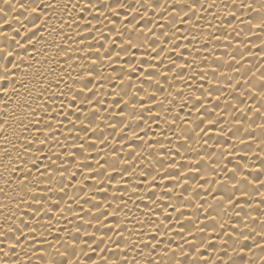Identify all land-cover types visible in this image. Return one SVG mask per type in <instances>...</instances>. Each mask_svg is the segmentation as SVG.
Segmentation results:
<instances>
[{
	"label": "bare ground",
	"instance_id": "bare-ground-1",
	"mask_svg": "<svg viewBox=\"0 0 264 264\" xmlns=\"http://www.w3.org/2000/svg\"><path fill=\"white\" fill-rule=\"evenodd\" d=\"M37 2L41 3L42 7L36 13L31 12V5L28 10L19 7L20 3L28 4L29 0H13L14 6H7V12H0V23L10 21V23H4L2 30L8 31L13 36L16 35V30H19L18 39L24 41L23 47L15 46L19 56L14 53V63L9 65L7 80L4 79L5 73L0 68V121L7 125L6 135L11 141L0 137V147L6 146L11 154L12 162L23 168V172H11V175L20 179L21 183L17 184L16 180H12V187L8 188V195L0 193V210L5 214H10L9 208L4 207L5 204H8L12 211H19L12 201L20 189H23L19 192L20 195L25 193L31 195L30 190L36 183L35 178L39 176V173L33 172L27 185L24 183L23 176L27 172V168L33 166V160L29 158L33 153H36L34 159L41 162L42 157V168L44 165H48L50 168L62 170L59 169V165L67 164L69 160H72V163L68 164V174L64 180L67 184L73 171L81 173L75 177V183L67 191L71 194L79 184L84 183L86 185L83 188V192L86 194L85 198L95 197L85 205V208H91V205L97 201H101L102 209L106 208L107 204L102 202V198L107 196L108 200L112 201L114 200L113 193H115L117 202H113L111 208H108L109 220L113 226L119 224L120 227L125 228V236L128 235L127 229L145 227L147 234L143 239L147 240L150 234L156 232L154 225L150 227L147 225L152 222L158 223L160 220H168V224L162 228L157 239L163 237L166 243H170L171 248H176L177 255H179L180 248L177 246L184 244V241L179 237L184 236L188 240L195 238V243L204 250L208 264H220L217 255L218 253L223 255V252L219 250L221 247H231V244L222 246L221 240H236L240 238V233L252 236V239L247 242L249 245H252L254 240H259L260 237L255 235L253 228L258 225L259 221H264V206L257 207L261 201H264V189L254 188L252 183L243 179V177H247L248 180L255 181L258 176L260 181H264V151H261L264 149V143H258L262 134L258 129L253 130L250 127L251 121L249 120L250 115L254 116V113L249 112V106L258 103V101L248 99L242 91L226 86L221 73H228L229 77L234 74L239 80V73L228 72L227 64L234 63L232 54L238 51L244 52L245 58L242 62L246 67H251V64L260 59L259 46L264 45V34L245 36L241 32L240 36H236L228 24V21L232 20L230 9L224 8L222 5H218L212 10L214 13L212 16L204 13L203 19H199L201 13L197 12V15L187 24L178 23V27L182 31L177 35L188 34L189 40L176 41L181 45L180 50L185 53L184 56H177L175 52L170 55L180 63L186 58L192 66L181 68L180 63L172 64L168 59V49L171 45H161L159 39L156 43L158 46L164 47V52L156 60H153L151 56L144 55L145 49L150 47V44L146 42L143 48L132 50L135 55L125 53L116 60V53L122 51L124 37L114 35V32L116 28H121L122 24L127 21L117 17L119 22L112 26L110 21L106 20L105 23H109V26L113 27V32H108V29L104 28V24H99L98 27L104 29L109 41L115 39L119 43L112 45L114 50L109 59L106 60L104 55L100 54V59L95 66L90 60H84L87 68H96V75L100 73L104 75L101 79H94L90 83L88 95L92 96L93 104L81 105L85 109L84 112H81L72 107L71 101L67 104L61 103L67 99L69 89L65 88L64 83H60V80H64L74 89L75 84L79 83V78L74 84L72 78L76 77L77 73L72 72L71 76L67 75L71 71L70 65H76L80 76H85L86 70L80 69L81 60L76 57L97 54L89 53L85 45H77L71 39L66 40L59 34L63 31L75 36L73 27L65 25L63 29L61 28L63 20L69 18L63 12L59 0H57L55 10L43 6V0H37ZM0 7H6L4 0H0ZM158 11L160 10L158 9ZM217 13L218 15H216ZM149 14L155 15L151 11ZM108 15L111 16V13L109 12ZM127 15L130 19L132 13H127ZM209 22H211V27ZM194 25H199V27ZM33 32L35 35L32 34ZM192 33L195 34V39L191 38L190 34ZM221 33H223L221 38L215 39V36ZM229 33L234 37L230 47L227 46ZM129 34L133 37L137 35L135 32ZM92 35H99V33L93 32ZM26 36H31V41L26 40ZM76 39L78 40L79 37ZM140 39L143 41V37ZM240 39H244L246 44L237 49L236 45ZM249 40L251 43H247ZM69 44L71 47H68ZM78 47H85V51L74 53L72 49ZM61 48H64V51H61ZM104 48L107 50L109 44L105 43ZM249 50L255 55H252ZM69 56L72 57L71 60L68 59ZM218 56L219 60H217ZM141 58L144 59L145 66L139 68V73L145 72L148 64L155 65L160 59L163 60V64L159 68L148 69L153 73L154 79H143L141 82V78L131 81L132 87L128 88L129 95L125 96L121 89L126 87L129 82L125 81L121 84L120 80L124 78L118 74L127 71L126 61L132 60L134 66H139ZM109 64L112 66L109 67ZM218 64L220 66L216 67ZM236 66L239 67V65ZM214 67H216L215 72H213ZM193 68L196 70L193 71ZM168 69L171 71L169 72ZM162 71L167 72L166 77L161 75ZM177 72H182L183 76H177ZM139 73L134 70L132 76L136 77ZM156 79L162 82L167 80V83H164L163 94H157L153 102L149 103L148 93L157 87ZM101 84L103 87H100ZM93 85L96 87L93 88ZM61 91L65 95H61ZM93 91H95L94 96L92 95ZM133 92L136 93L134 98L137 101L142 96L144 97V109L141 110L138 106L133 109L131 104L124 105L123 100L132 98ZM53 93L54 96L50 95ZM200 93H204V95L197 101L195 97ZM114 100H120V105L109 108L108 106L113 104ZM241 100L243 103L238 102ZM46 101L47 107L53 109L52 115L56 116L52 124L55 129L59 130V142L55 138L50 140L51 152L48 145H44V153L40 154L36 152L39 144L30 145L28 139L24 137L31 138V135L34 134L37 140L43 139L44 133H35L34 130L38 127L42 128L51 118L45 109ZM96 101L99 103H95ZM161 101L164 103L161 104ZM185 101H188L187 107H184ZM75 103L79 105L80 101H75ZM197 103L200 104V109L193 111ZM91 107H96L97 111L95 113L88 112ZM149 108L153 111V116H149ZM56 109H62L64 113H73L67 120V127L64 124L56 123L57 120L66 119L65 115H57ZM121 109H124V115H116ZM134 111L143 112V120L139 121L138 127L137 118L132 115ZM86 112H88L89 118L95 116L94 124L81 131L84 125L76 120V116L79 115L80 120L87 124ZM201 113L205 117L203 123L198 120ZM33 116L43 119L37 123ZM209 119L214 121L212 125H209ZM121 120L123 123L119 124L116 129L109 127V123ZM72 121H75V127H73ZM197 124H200V127H196ZM25 125L28 127V132H25ZM96 125L100 127L93 131ZM121 128L123 131H120ZM201 129H206V131ZM133 130L141 139L134 136ZM79 144H85V147L80 148ZM26 147H30L32 152H26ZM113 150H115L117 160L115 169L112 168ZM52 152L64 153L59 157L57 165L51 164V159H56L51 155ZM17 153L21 154L28 163L22 164ZM71 153H80L81 155L74 157L70 155ZM81 157H87V159L82 160ZM97 160L105 164V168H99ZM81 163L91 164L92 179H84V176L89 175V172L80 167ZM169 165H173V167H169ZM124 167H127L129 171L124 173V178L121 179V171ZM9 169L10 162L6 154L0 152V188L5 187L4 180L10 175ZM101 172L104 175L96 179V176ZM169 173L173 178H169ZM40 180H46V177H40ZM137 180L144 182L136 184ZM125 181H129V183L125 184ZM101 184L109 191L96 192L95 187ZM134 184L139 191L133 192ZM43 187L45 185L41 183L40 188ZM117 187L122 192H115ZM124 188H127L126 192H123ZM245 191L254 193L255 197L245 196ZM121 194H123L126 203L119 206L124 208L129 216L132 212L135 213L131 223L128 224L123 223L128 218L124 212L115 215L112 213V209L117 207ZM49 195L50 193H45L44 198L47 199ZM129 197H142L143 199H129ZM157 197L160 199L154 204L153 200H156ZM229 197H231V203ZM16 199H19V196H16ZM65 201L71 203L73 207H78L75 200L69 201L68 197H65ZM81 203H83V199ZM157 204L160 207H157ZM164 205H167V209ZM35 207L36 205L33 203L32 208ZM61 207H65V205H61ZM32 208H29L27 203L20 205V209H23L21 215H24L25 220L32 216V224H35L38 217L33 216ZM51 215L55 226L51 229L50 240L57 235L64 237L65 231L61 229L65 225L67 228L73 229L74 232V224L69 223V220L79 223L82 228L88 227L87 213H81L86 217L85 220H80L79 217L72 214L67 220H61L58 223L56 213H51ZM210 215L216 219H208ZM253 217H256L255 221ZM137 218L145 221L146 224H137ZM177 218L180 223L176 222ZM0 220H3V215H0ZM16 222H19V217H16ZM41 224H44L43 220ZM182 224L185 226V231H181ZM197 224L201 228L206 227V231L199 232L195 227ZM189 225L192 226L191 230L194 236L189 235L187 231ZM13 226L15 227V225ZM167 228H171V232L165 235L164 232ZM229 233H231V237ZM132 235L133 238L140 239L137 234L133 233ZM108 236L119 239L115 232H108ZM201 237L205 238L203 244L200 242ZM108 244L109 241L106 239L101 247ZM213 245L216 251L213 250ZM184 246L187 248L191 245L184 244ZM112 250H116L114 245ZM16 251L19 253L20 249H16ZM28 251L31 250L28 249ZM258 254L259 250H257ZM92 255L94 261L106 264V261L100 259V254L93 253ZM104 255L110 256L111 251ZM131 255L132 253H129V256ZM146 255L147 253L137 257L141 264H143ZM24 259V257H20L21 264ZM236 259L240 258L236 257ZM33 264H37L35 258H33ZM201 264H204L203 260Z\"/></svg>",
	"mask_w": 264,
	"mask_h": 264
},
{
	"label": "snow or ice",
	"instance_id": "snow-or-ice-1",
	"mask_svg": "<svg viewBox=\"0 0 264 264\" xmlns=\"http://www.w3.org/2000/svg\"><path fill=\"white\" fill-rule=\"evenodd\" d=\"M59 2L62 6L63 12L66 13L69 18L68 20H63L61 28L63 29L65 25L73 27L75 36L73 37L71 34H66L63 31L59 34L64 36L66 40L71 39L77 45H85L89 53L97 54L76 57V59L81 60L80 69L86 70L85 76H80V72L76 65H70L71 71L67 75L71 76L72 72L77 73V76L72 78L74 84L76 79L79 78V83L75 84L74 89L71 85L65 83L64 80H60V83H64L65 88L69 89L67 99L61 101V103L67 104L71 101L72 107L79 109L81 112L85 111L81 105L93 104L92 96L88 95V92L90 91V83L94 79H101L104 75L103 73L96 75V68H87L84 64V60H90L92 65L95 66L100 59V54H103L106 60L109 59L111 57V52L114 50L112 45L119 43V41L115 39L109 41L108 35L105 33L104 29L98 27L99 24H104V28H107L108 32H113V27H110L109 23H105L106 20L110 21L112 26H115L119 22L116 19L117 17L127 21V23L122 24L121 28H116L114 32V35L124 37L122 51L116 53V60L122 57L125 53L135 55V52L132 50L135 48H143L145 42L150 44V47L145 49L144 55L151 56L153 60H156L157 57L164 52V47L158 46L156 43L157 39H159L161 45H171L168 49V59L171 63H180L173 59L170 53L175 52L177 56H184L185 53L180 50L181 45L176 41L189 40V35H177L178 32L182 31L178 27V23L187 24L189 21H192V18L197 15V12L201 13L199 19L204 18V13L212 16L214 15L212 10L217 8L218 5L230 9L232 20L228 21V24L232 27V32H234L236 36H240L241 32H243L245 36H248L249 34H264V0H131V2L130 0H59ZM4 5L6 7H0V12H7V6H14L13 0H4ZM30 5L32 13H36L42 7V4L37 2V0H29L28 4L20 3L19 7L28 10ZM43 6L55 10L57 0H43ZM158 9L160 11L157 12ZM150 11L155 13V15H150ZM109 12L111 13V16L108 15ZM127 13H132L130 19ZM216 15H218V13ZM161 21H163V23H161ZM4 23H10V21H5ZM4 23H0V62H3L0 63V68L3 69L5 73L4 79L7 80L9 65L14 63V53L16 56H19V52H16L15 46L23 47L24 41L18 39L19 30H16L15 36L8 31H3ZM129 25H131V27H129ZM194 26L199 27V25ZM209 26H212L211 22H209ZM93 32H98L99 35H92ZM131 32H135L137 35L133 37L129 34ZM84 33L87 35H83ZM32 34L35 35V32ZM190 35L192 39H195L194 33ZM221 35H223V33L216 35L215 39L219 40ZM76 37H79V39L77 40ZM141 37H143V41H141ZM233 38L234 37L231 36V33H229V43L227 46H231V40ZM25 39L31 41L32 37L26 36ZM105 43L109 44L107 50L104 48ZM247 43H251V41L249 40ZM245 44L246 41L240 39L236 47L239 49L244 47ZM68 47H71V44H69ZM185 47H187V45H185ZM157 48H159V50H157ZM60 50L64 51V48H61ZM72 51L74 53H82L85 51V47L74 48ZM249 52L251 53V50H249ZM153 53H155V55H153ZM259 53L260 59L256 63L251 64V67H246L242 62L245 58L244 52L238 51L232 54V61H234V63L229 62L227 64L228 72L239 73V80H237L236 75L234 74L230 77L228 73H221V75L224 76L223 83L226 86L231 87L233 90L242 91L248 99L258 101V103L249 106V112L254 113V116H249V120L251 121L250 127L253 130L258 129L262 134L261 140L258 141V143H264V45L259 46ZM251 54L255 55V53ZM68 59L71 60L72 57L69 56ZM217 60H219V56L217 57ZM126 63L128 65L127 71L119 73L118 76H123L124 78L120 80L121 84L125 81L129 82L126 87L121 89L124 95L128 96V88L132 87L131 81L141 78V82H143V79H154L155 77L153 73L148 69L159 68L160 65L163 64V60H158L155 65L148 64L143 73H139V68L145 66L143 58H141L139 66H134L132 60H128ZM249 63H251V61H249ZM236 65H239V67ZM111 66L112 65L109 64V67ZM180 66L181 68L185 66L192 67L186 58L180 63ZM219 66V64L216 65V67ZM216 67L213 68V72L216 71ZM134 70L139 73L136 77L132 76ZM195 70L196 69L193 68V71ZM168 71L170 72L171 69H168ZM161 75L166 77L167 72L162 71ZM176 75L182 77L183 73L177 72ZM45 79H47L46 76ZM201 79H203V77H201ZM233 81H236V83H233ZM164 83H167V80L162 82L159 79H156L157 87L148 93L149 103L153 102V99L157 94H163ZM95 87L96 86L93 85V88ZM100 87H103V85L101 84ZM50 95L54 96V93ZM61 95H65V93L61 91ZM92 95H95V91L92 92ZM135 95L136 93L133 92L131 94L132 98L124 99V105L128 106L131 104L133 109L137 106L141 110L144 109V97L142 96L140 100L137 101L134 98ZM203 95L204 93H200L195 99L199 101ZM121 99H123V97H121ZM75 101H80V104L77 105ZM120 102V100H114L113 104L108 107L112 108L114 106H119ZM238 102L243 103L242 100ZM95 103L98 104L99 102L96 101ZM163 103L164 101H161V104ZM187 104L188 101H185L184 107H187ZM45 109L51 118L42 128L38 127L34 130L35 133L43 132V139L37 140L34 134L31 135V138L28 136L24 137L25 139H28L30 145L39 144L36 152L40 154L44 153V145H48L49 151L51 152L52 145L49 144L50 140L55 138L57 142H59V130L55 129L52 124V121L56 119V116L52 115L53 109L47 107V101L45 102ZM199 109L200 104L197 103L194 106L193 111H199ZM55 111L57 115H65L66 117V119L63 120H57L56 123L64 124L65 127H67V120L73 113H64L62 109H56ZM96 111V107H91L88 110V112L91 113H95ZM88 112L85 114L87 124H84V121L80 120L79 115L76 116V120L84 125V128L81 129V131L86 130L89 126L94 124L95 116L93 115L89 118ZM148 114L149 116L154 115L151 108H149ZM116 115L123 116L124 109H121ZM132 115L137 118L138 127L139 121L143 120V112L141 111L137 113L134 111ZM204 118V114L201 113L198 117L200 123H203ZM33 119H35L37 123H40L43 118L33 116ZM257 121H259V123H257ZM122 123L123 120L109 123V127L116 129L117 126ZM208 123L209 125H212L214 121L209 119ZM72 124L73 127H75V121H72ZM189 124H191V121H189ZM24 127L25 132H28L27 125ZM99 127V125H96L95 128H93V131H96ZM196 127H200V124H197ZM201 130L206 131V129ZM120 131H123V129L121 128ZM7 132V125H5L3 121H0V137L11 142L6 135ZM133 133L137 139H141L135 130H133ZM97 139H99V137H97ZM93 143H95V141H93ZM65 146L67 147L68 145ZM13 147H15V145H13ZM79 147L84 148L85 144H79ZM25 151L31 153L32 149L26 147ZM261 151H264V149H261ZM0 152L6 154L10 162V175L4 180L5 187L0 188V193L7 196L8 188L12 187V180H16L17 184L21 183L20 179L11 175V172H23V168L15 162H12L11 154L8 152L6 146L0 147ZM63 154V152H52L51 155L55 156L56 159H51V157H49L51 159V164L57 165L59 157ZM70 155L80 157L81 154L71 153ZM17 156L22 164L28 163L21 154L17 153ZM35 156L36 153H33L32 157L29 158L33 160V166L28 167L27 172L23 176L24 183L27 185L31 174L33 172L39 173V176L35 178L36 183L33 184L30 190L31 195L28 193L20 195L19 192L23 191V189H20L16 193V196H19V199H16V196H14L12 201L16 204L19 211H12V208L8 204H5L4 207L9 208L10 214H5L0 210V215H3V220H0V264H21L20 257L25 258L23 264H33V258H35L37 264H99V262L94 261L93 253L100 254V259L106 261V264H129V261H131V264H141L137 257L144 255L145 253H147V255L145 256L143 264H201L202 260L204 261V264H208L204 255V250L195 243V238L193 240H188L184 236L179 237V239L184 241V244L191 245L187 248L184 244L178 245L177 247L180 248L179 255H177L176 248H171L170 243H166L163 237L157 239L162 228L168 224V220H160L158 223L152 222V224L147 225L148 227L153 225L156 227V232L150 234L147 240L143 239L147 234L145 227H141L140 229L135 227L127 229L128 235L125 236V228L120 227L119 224L113 226L112 222L109 220L108 208H111L113 202H117L115 199V193H113L114 200L112 201H109L107 196L102 198V202L107 204L106 208H101V201L92 204L91 208H85V205L88 204L90 200L95 199V197L89 196L85 198L86 194L83 192V188L86 185L84 183L79 184L76 190L71 194L67 191V189L72 188L73 183H75V177L81 175V173L79 171H73L71 173V179L67 184L64 180V177L68 174V164H71L72 160H69L67 164H60L59 169L62 170H58L57 168H50L48 165H44L42 168V157L41 162H37V160L34 159ZM81 159L86 160L87 157H81ZM201 159H203V157H201ZM97 164L99 165V168H105V164L101 163L99 160H97ZM116 164L115 150H113V169L116 168ZM80 167L89 172V175L84 176V179H92L91 164L81 163ZM169 167H173V165H169ZM128 171L129 169L127 167L122 169L121 179L124 178L123 174ZM102 175H104L103 172L99 173V175L96 176V179H99ZM168 176L170 179L173 178L171 173H169ZM40 177H46V180L41 181ZM161 178L163 179V177ZM109 179H111V176H109ZM153 179H155V177H153ZM243 179L247 180L248 183H252L254 188L264 189V181H260L258 176L255 181L248 180L247 177H243ZM142 182L144 181L137 180L136 184ZM41 183H43L45 187L40 188ZM127 183H129V181H125V184ZM95 191L107 192L109 189L104 188L103 184H101L100 186L95 187ZM126 191L127 188H124L123 192ZM136 191H139V189L134 184L133 192ZM115 192H122V190L117 187ZM45 193H50L47 199L44 198ZM244 195L250 198L255 197L254 193L247 191L244 192ZM65 197H68L69 201L75 200L78 207H73L71 203L66 202ZM82 199L83 203H81ZM129 199L143 198L129 197ZM149 199H151V197H149ZM159 199L160 197H157L156 200H153V203H157V200ZM228 199L231 203V197ZM25 203L28 204L29 208H32L33 203L36 205L35 208H32L33 216L38 217L35 224H32V216H29L27 220H25L24 215H21L23 209H20V205ZM125 203L126 201L123 198V194H121L118 198L117 207L112 209V213L115 215L124 212L125 216L128 218L123 223L128 224L131 223L132 217L135 216V213L132 212L131 216H129V213L125 212L124 208L119 206L120 204ZM61 205H65V207H61ZM261 206H264V201H261V203L257 205V207ZM145 207H147V205H145ZM157 207H160V205L157 204ZM164 207L167 209V205H164ZM51 213H56L57 223L61 220H67L72 214H75L80 220H85L86 217L81 215V213H87L88 217L86 223L88 224V227L82 228L79 223L69 220V223L74 224V232L73 229H69L65 225L64 228L61 229L62 231H65V236L61 237L60 235H57L50 240L49 236L52 235L51 229L55 226L53 224V216ZM181 214L183 215V213ZM16 217H19L18 223L16 222ZM208 219L215 220L216 217L210 215ZM42 220L44 221V224H41ZM253 220L255 221L256 217H253ZM176 222L180 223L178 218ZM136 223L141 225L146 224L145 221L138 218L136 219ZM13 225H15V227ZM195 227L199 232L206 231V227L201 228L199 224ZM221 227H223V225H221ZM191 228L192 226L189 225L187 231L189 232V235L194 236ZM104 229H107V231H104ZM185 230V226L182 224L181 231ZM253 231L255 232V235L260 237V239L254 240L252 245L247 243L252 239V236L244 233H240V238H237L236 240H221L220 243L222 246L231 244V247H221L219 250L220 252H223V255H220L219 253L217 255V260L220 264H264V221H259L258 225L254 226ZM108 232H115L119 239L108 236ZM169 232H171V228H167L164 234L167 235ZM133 233L137 234L140 239L133 238ZM229 236L231 237V233H229ZM106 239L109 241V244L101 247V245H104ZM200 242L203 244L205 238L201 237ZM5 245H7V247H5ZM113 245L116 250H112ZM161 245H163V247H161ZM16 249H20V252L17 253ZM28 249L31 251H28ZM213 250L216 251L214 245ZM257 250H259L258 255ZM109 251H111V255L105 256L104 254ZM129 253H132V255L129 256ZM236 257H239L240 259H236ZM245 257H247V259H245Z\"/></svg>",
	"mask_w": 264,
	"mask_h": 264
}]
</instances>
